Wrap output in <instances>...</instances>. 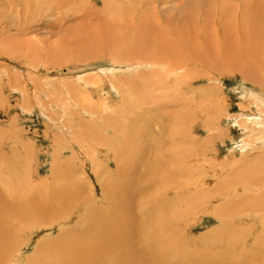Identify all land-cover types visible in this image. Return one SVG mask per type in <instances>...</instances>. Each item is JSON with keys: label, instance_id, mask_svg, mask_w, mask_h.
<instances>
[{"label": "rangeland", "instance_id": "1", "mask_svg": "<svg viewBox=\"0 0 264 264\" xmlns=\"http://www.w3.org/2000/svg\"><path fill=\"white\" fill-rule=\"evenodd\" d=\"M120 47L128 57L158 51L188 64L176 83L163 77L155 84L152 69H142L141 76H149L145 94L139 85L146 103L138 100L135 116L119 114L134 128L142 114L141 129L124 132H133L132 143L113 124L100 141L88 132L97 118L108 127L105 104L123 107L113 76L100 71L120 66L112 54ZM261 102L264 0H0V230L9 238L1 264L42 257L40 243L79 224L92 204L115 212L110 208L123 191L134 194L141 216L139 238L127 240L139 248L140 260L160 255V264H264V209L256 195L264 173L252 178L264 150L255 141L244 152L240 147L250 132L257 141L264 137L255 108ZM164 121L175 129L167 135L159 131ZM113 133L116 141L107 139ZM243 173L251 183L240 182ZM30 204H46L52 213L41 220Z\"/></svg>", "mask_w": 264, "mask_h": 264}, {"label": "bare ground", "instance_id": "2", "mask_svg": "<svg viewBox=\"0 0 264 264\" xmlns=\"http://www.w3.org/2000/svg\"><path fill=\"white\" fill-rule=\"evenodd\" d=\"M157 22H158V20H157ZM217 34H218V32H217ZM218 39H220V38H218ZM123 50L124 49H122L120 47L118 49H113V52H112V54L115 53V58H113V60H114L113 62H116L120 66L117 67L115 65H111L110 67H105V68L100 69V71L108 72L109 74H111L113 76V78L111 80V86H112V88H115L116 90H118L117 91L118 93L119 92L121 93L123 107L122 108L121 107L119 108L117 106L118 107L117 109L116 108L113 109V107L112 108L110 107V109H109L110 111H109L108 110V106H107L109 104H105V105H104V103L102 104L101 107H103V105H104V107H103L104 109L103 110H104V112H106L105 115H104V117H105L104 120H105L106 125H108V127H106L104 125V123H103L104 126L102 124H100L99 122H101V119L97 118L96 123L93 122V125L91 126L92 129H90L88 131L91 135H93L92 138H97L98 135H101V136L98 137V140L99 141L102 139L103 134H105V133L106 134H109L111 132V131L106 130V128L108 129L109 126L112 125V124L117 127L116 128L117 131H122L121 132L122 133V137L125 140L130 141V142L132 141V139H130V135H132L133 132H135V134H136V132L139 131L138 130V127L141 129V125L143 123V121L141 120V118H142L141 115L142 114L139 115V116H138V113L136 114V122H137V125L138 124L140 125V126H137V128H134V126H133L134 124H132V122L130 123V125L128 123L125 124V125L122 124V122L124 120L122 118L123 116L121 117L120 115L121 114L122 115L125 114L126 115V118H128V117H131V113H132L135 116V113L137 112V110H139L141 108V104L138 102V100L143 99L142 105L144 103H146L144 101L146 96L144 95L145 97H141V93H140L141 90L139 88V85L142 84V87L141 88H142V90H143V92L145 94L146 90L148 91V89L145 88V84L142 83V82H145L146 79H147V77H149V76H141V75L144 74V73H141L142 69H145V68L152 69L148 73H152L151 74V77H150V80L154 81L155 84H156V79H157V81H158V79H162L164 81V78L163 77H165L166 79L169 78V77L170 78H173L174 79V83H176L178 78H181L182 76H185V74H180V73L182 72L183 69L185 70L188 67V64H186V62H185V64L182 63L183 61H185V59H182V60L179 59V60H176V61H172V58H170V59L167 60V59H164V57H162L160 55V53H158V51H152L151 54L146 55L145 57H143V56H133V55H131L132 57H128L127 55L130 54V53H128L127 55H124V54H122ZM161 53H164V51H161ZM174 58H176V57H174ZM122 60L124 61L125 64H121L120 63ZM195 62H198V61L195 60V61L191 62L190 64L195 65ZM121 65H123V67ZM128 72L132 73V76L135 77V78H130V76H129L128 80H126L124 77L125 76L128 77L127 76ZM117 73H122V74H124V76L123 75H116ZM115 76H117V77H115ZM187 77H189V76H187ZM93 80H94V78H93ZM95 80H97V77L95 78ZM89 81L92 82V80H89ZM120 83L122 85H120ZM85 85L86 86L88 85V81H86V84ZM119 86H121V88ZM252 97L255 100L256 98H258V95L256 96V95L253 94ZM149 98H147V99H149ZM146 101H148V100H146ZM128 104H129V106H131V108H129L131 110H128L127 108L124 109V105L126 106ZM149 105H150V103H149ZM86 107H87L86 109H88V112L87 113H91L90 105H87ZM148 107H150V106H148ZM255 108L257 109V113H259L261 111V113H260L261 114L260 115V118H261V126L263 125L261 127V130L264 131V109H262V108H264L263 102H261V107H260V104L259 103H256L255 104ZM187 109H189V108H187ZM28 111H30V109ZM84 111H85V109H84ZM147 111H149V110L147 109ZM188 112L189 111L186 110V113H188ZM67 114H68V111H67ZM148 114H147V116H148ZM247 115L252 116L249 113ZM134 116H132V117H134ZM159 117H157V118H159ZM116 120H118V121H116ZM157 120L158 119H156V121ZM248 120H249V118H248ZM248 120H247V122H248ZM156 121H154V122L156 123ZM176 121L177 120H175V122ZM148 122H149V120H148ZM164 122L166 124L160 123L162 125L161 129H159L160 132L162 131L161 133L159 132L161 135L162 134L163 135H167L168 128H169V132H170V129L175 130L173 128L174 126H172L170 128L169 127L170 124H168L167 121H164ZM254 123H256V122L254 121ZM242 125H244V124L242 123ZM103 127H104V131L105 132H103V133L101 132L100 133V129L103 128ZM124 127H126L127 129L125 130ZM130 128L132 130L134 129L135 131H133L130 135L125 136L124 135V132L127 134L126 131H128V129L130 130ZM84 130L87 131L86 129H84ZM132 130H130V131H132ZM164 131H166V132L164 133ZM169 132H168V134H169ZM174 133L176 134L178 132L175 131ZM65 134H66V132H65ZM262 134H263V132H262ZM174 135L169 140L173 141L172 139H176L177 137L174 136ZM181 136H182V133H181ZM118 137H119L118 136V133H113L112 135H110V137H107V139H109V140L110 139H113V140L116 141L118 139ZM255 139L256 138H255L254 132H250V134L248 135V137H247V135H244V138L242 137V141H241V144H240L241 149H243L242 151L244 152L245 149H247V147L250 146V144L254 143L253 141H255L257 144L260 143L261 147H258V148H260L263 151L264 150V137L259 138L258 141L255 140ZM162 140L163 139H161V141ZM175 143L176 142H174L173 143L174 145H171V146H173L175 148V150H177L178 147H180V146H178L177 143H176L177 145L175 146ZM60 144H61V142H60ZM257 144H255V145L257 146ZM111 145H112V143H111ZM162 146H164V145H162ZM256 146H253V148L256 147ZM262 156H259L258 159H257V163H259V164H261V160H262V162H263V165H261L262 167L260 166L261 168H258L257 170H253V171L257 172V174L252 177V178H254V180L257 179L256 176L257 177L259 176V172L258 171L261 172V170H262V172L264 173V158L261 159ZM250 173H252V172H250ZM234 176L236 177L235 174H234ZM244 176L245 177L247 176L248 179L245 178ZM260 177L262 178L261 174H260ZM260 177H259V180L261 179ZM238 178H240V177H238ZM233 179H234V177H233ZM233 179H232V181H233ZM240 180H241L240 181L241 183H246L247 181L250 182V175L247 174V173H243L242 178H240ZM196 182H198V181H196ZM254 182H256V180ZM245 186L244 185L242 186V187H244L243 190L246 189L247 186L246 187ZM224 193L220 194V197L221 196L222 197L223 196H226L225 198H227V195L226 194L228 192L226 194H224ZM61 194H62V192H61ZM203 194H205V193L203 192ZM258 194L261 195V210H263L264 209V188L261 189V192L259 191L258 193H256V195H258ZM229 195H230V193H229ZM64 196L65 195H63V194L59 196L60 201L62 200L61 198H63V199L65 198ZM206 196H207V194H206ZM250 196H251L250 193H247L246 194V198H250ZM66 197H70V196H66ZM55 198H57V197H55ZM241 198L243 199L244 197L241 196ZM134 199H135L134 194L130 195V193H127L126 191H123L121 193V195H119V198L117 199V202L115 204H113L114 206L112 205L113 208L112 207L110 208V210L115 211L113 213L106 212L109 209V208H106L105 207L106 205L104 207H101L102 204L101 205H99V204L96 205V203L95 204H92V208H90V210L92 209L93 212L91 213V212L88 211L92 215H90V214L87 215L90 219H88V217H84L83 219L81 217H79V219L81 218V222L79 224L78 223L77 224H74L70 228L65 229L63 232L60 233L59 237H57V238L48 239L46 242L40 243V245H38L37 252L38 253L43 252L44 255L42 257H40L39 254L38 255H34V257L32 259H30L29 261H27L26 264H45L46 261H47L46 258H48L49 261H50L48 264H152V263H154V264H160V263H158L159 261L160 262L162 261V260H159L158 261V259L160 258V255L158 256V258L157 257H153L152 255H151L152 258L147 257V259H152L153 260L152 262H150V263L148 262L147 263L146 261L140 260L141 253H139V251H140L139 248H134L132 246L130 247V244L132 243L133 239L134 238H139V235L136 234L137 231L139 232V229L137 230V228H138L137 227V222H135V221L140 220V217H141V216H138L134 212V210H135V208H134L135 200ZM90 200H91V198H90ZM220 200H222V199H220ZM57 201H59V200H57ZM226 201H229V199H227ZM31 203H33V202H31ZM1 204H4V201ZM47 204L49 206H53L54 205V202H47ZM45 205L46 204H41V205L40 204H30L29 205V210L31 212L34 211L33 213H35V211H38V209H40L39 216H41L42 217L41 220H43L44 217L46 219L47 216H50V214L52 213V211H50L49 207H45ZM14 206H15V208L17 210L20 205L17 206V205L14 204L13 205V208H14ZM31 206H33V207H31ZM34 206H36V207L34 208ZM15 208H14V210H15ZM66 209H68V208H66ZM63 210H65V208ZM112 214H114V216L116 218ZM110 216H112V218H110ZM113 218H115V219H113ZM139 223H141V222H139ZM83 224H85V227L84 228H82L81 230L79 229L78 232L74 230V227H76V226L77 227H81ZM261 229L264 232V215L261 217ZM7 234H8L7 231L0 230V249L7 247V245L9 244V238H8ZM127 240L130 242V244H129V242L127 243ZM134 241L137 243V240H134ZM120 242H122V243L119 244ZM140 243H141V241H140ZM3 255L0 256V264L2 263L1 260L3 259ZM43 257H44V261H43Z\"/></svg>", "mask_w": 264, "mask_h": 264}]
</instances>
